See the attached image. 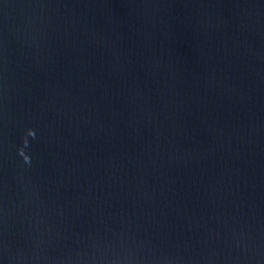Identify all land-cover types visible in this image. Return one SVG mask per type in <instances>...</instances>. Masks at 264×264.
Returning <instances> with one entry per match:
<instances>
[{
    "label": "water",
    "instance_id": "water-1",
    "mask_svg": "<svg viewBox=\"0 0 264 264\" xmlns=\"http://www.w3.org/2000/svg\"><path fill=\"white\" fill-rule=\"evenodd\" d=\"M0 264H264V0H0Z\"/></svg>",
    "mask_w": 264,
    "mask_h": 264
},
{
    "label": "clouds",
    "instance_id": "clouds-1",
    "mask_svg": "<svg viewBox=\"0 0 264 264\" xmlns=\"http://www.w3.org/2000/svg\"><path fill=\"white\" fill-rule=\"evenodd\" d=\"M25 163H29V158H26L25 159Z\"/></svg>",
    "mask_w": 264,
    "mask_h": 264
}]
</instances>
